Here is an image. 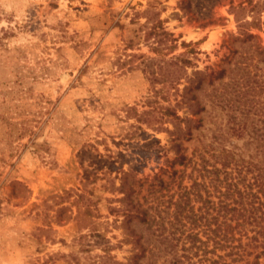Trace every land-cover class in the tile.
I'll list each match as a JSON object with an SVG mask.
<instances>
[{"label": "rangeland", "instance_id": "obj_1", "mask_svg": "<svg viewBox=\"0 0 264 264\" xmlns=\"http://www.w3.org/2000/svg\"><path fill=\"white\" fill-rule=\"evenodd\" d=\"M158 18L168 33L148 35ZM178 54L191 84L153 81ZM189 84L198 112L176 104ZM204 145L244 161L264 151V0H0V264L229 260L190 250L188 222L155 190L180 179L177 153ZM129 170L147 221L123 216Z\"/></svg>", "mask_w": 264, "mask_h": 264}, {"label": "trees", "instance_id": "obj_2", "mask_svg": "<svg viewBox=\"0 0 264 264\" xmlns=\"http://www.w3.org/2000/svg\"><path fill=\"white\" fill-rule=\"evenodd\" d=\"M139 13L135 11V14ZM146 14L148 20L158 15L159 11L149 10ZM162 23L163 20L160 18L152 21L147 34H167ZM198 42L182 40L180 44L190 47L185 53L198 52L193 48ZM177 46L176 40L163 46L156 41L151 44V49L165 55ZM167 63L175 66L172 70L173 76H166L163 73L162 77H158L153 74V81L185 78L191 84L187 68L193 65V61L188 56L171 55ZM190 84L184 86L185 94L183 93L176 104L185 103L193 108L194 112H198L202 107L198 106L196 101L190 100L195 98V95L186 94L191 89ZM199 85L200 79L194 84V88H198ZM193 126L198 128L199 124L194 122ZM185 138L189 139L190 133ZM259 153H261L259 157L244 161L230 150L221 148L219 151L210 152L204 145L203 149H193L190 155L184 152L175 155L172 163L182 165L180 179L175 185L169 186V182L157 178L158 188L155 190L161 191V196L164 195L163 188L169 192L168 198L162 200L167 203L165 207L172 205L173 218L177 222L184 220L182 225L188 222L189 230L186 235L190 250L193 252L222 250L224 253L218 257L229 256L230 259L223 260L221 264H235L234 261L237 263L240 260H245V264H264V151L259 149ZM187 167L190 170L185 173ZM176 172L177 170L174 169L173 174ZM134 176L133 170L124 172L118 187V190L124 194L123 199L129 202L121 209L126 219L137 217L143 222L148 220V206L141 208L139 204L136 206L132 202L131 195L135 191L132 186ZM184 176L189 182L183 183ZM127 177L130 179L129 182H126ZM202 235H205V239H202ZM208 243L211 247L207 249ZM251 252L253 254L249 259L247 256ZM212 262L214 264L217 260Z\"/></svg>", "mask_w": 264, "mask_h": 264}, {"label": "bare ground", "instance_id": "obj_3", "mask_svg": "<svg viewBox=\"0 0 264 264\" xmlns=\"http://www.w3.org/2000/svg\"><path fill=\"white\" fill-rule=\"evenodd\" d=\"M190 35H192V34L190 33Z\"/></svg>", "mask_w": 264, "mask_h": 264}]
</instances>
